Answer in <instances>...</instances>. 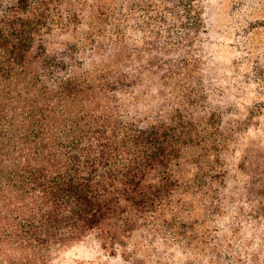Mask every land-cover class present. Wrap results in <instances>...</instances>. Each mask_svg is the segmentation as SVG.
I'll return each instance as SVG.
<instances>
[{"label": "trees", "instance_id": "1", "mask_svg": "<svg viewBox=\"0 0 264 264\" xmlns=\"http://www.w3.org/2000/svg\"><path fill=\"white\" fill-rule=\"evenodd\" d=\"M232 2L254 57L237 84L204 72L207 0H0V264L90 238L126 262L135 240L158 264L240 263L222 215L229 155L264 121V0Z\"/></svg>", "mask_w": 264, "mask_h": 264}, {"label": "rangeland", "instance_id": "2", "mask_svg": "<svg viewBox=\"0 0 264 264\" xmlns=\"http://www.w3.org/2000/svg\"><path fill=\"white\" fill-rule=\"evenodd\" d=\"M262 14L264 12L259 11L258 15ZM241 17L242 11L235 10L232 0H207L209 36L203 45L204 72L217 74L218 79L215 80L218 83L226 79L237 84L240 82L235 78L238 70L247 73L252 69L253 55L245 59L237 44V33H240L243 21ZM236 92L240 94L238 89ZM255 99L257 94L254 85L240 96V101L247 105ZM262 123L261 129L252 128L243 133L239 137L237 149L229 155L230 181L234 182L233 196L229 194L225 198L229 208L222 215L226 227L220 242L227 245L229 250L238 252L241 260L239 264H257L260 259L264 261V225L261 220L264 217V121ZM195 200L198 204L196 217L200 218L203 225L206 223L214 227L213 208L207 207L201 198ZM224 233L226 235L223 237ZM130 242L122 250L130 255L132 260L129 262L122 257H112L109 251H103L97 240L90 238L60 249L51 264H158L156 258L151 256L152 250L147 243ZM177 255L179 260L178 251ZM139 258H143L141 263L134 261ZM194 259L200 264L204 263L201 249L188 250V255L184 254L185 264Z\"/></svg>", "mask_w": 264, "mask_h": 264}]
</instances>
